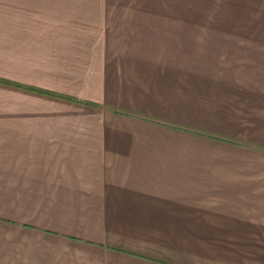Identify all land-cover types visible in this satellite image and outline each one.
Wrapping results in <instances>:
<instances>
[{"label":"crops","instance_id":"1","mask_svg":"<svg viewBox=\"0 0 264 264\" xmlns=\"http://www.w3.org/2000/svg\"><path fill=\"white\" fill-rule=\"evenodd\" d=\"M141 2L0 0V264H264V0Z\"/></svg>","mask_w":264,"mask_h":264},{"label":"rangeland","instance_id":"2","mask_svg":"<svg viewBox=\"0 0 264 264\" xmlns=\"http://www.w3.org/2000/svg\"><path fill=\"white\" fill-rule=\"evenodd\" d=\"M147 13H190L213 15L215 13H245V0H141ZM125 5V12H134Z\"/></svg>","mask_w":264,"mask_h":264}]
</instances>
